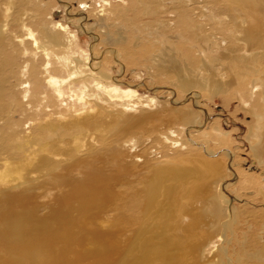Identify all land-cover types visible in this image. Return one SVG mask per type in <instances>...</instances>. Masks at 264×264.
<instances>
[{
  "label": "rangeland",
  "instance_id": "1",
  "mask_svg": "<svg viewBox=\"0 0 264 264\" xmlns=\"http://www.w3.org/2000/svg\"><path fill=\"white\" fill-rule=\"evenodd\" d=\"M44 1L49 9L40 17L64 25L56 30L71 39L69 55L87 72L108 73L117 87L69 81L64 54L49 75L48 58L32 54L39 62L28 82L21 72L31 55L21 41L32 39L19 36L17 19L9 22L14 41L0 45V230L11 226L0 232V264H264V165L248 135L256 118L234 85L179 92L174 75L148 69L161 48L196 70L208 67L184 29H167L185 38L166 49L158 33L145 29L180 22L174 1L164 0V9L158 2L159 14H146L145 0H112V7L102 0ZM106 32L126 39L115 42ZM209 67L215 80L231 81L227 63ZM51 76L66 81L57 90ZM143 113L154 115L130 129L125 116ZM205 158L212 162L196 194L162 203L151 188L161 168ZM21 217L19 236L12 226Z\"/></svg>",
  "mask_w": 264,
  "mask_h": 264
},
{
  "label": "bare ground",
  "instance_id": "2",
  "mask_svg": "<svg viewBox=\"0 0 264 264\" xmlns=\"http://www.w3.org/2000/svg\"><path fill=\"white\" fill-rule=\"evenodd\" d=\"M102 1L104 4L103 7H107L108 5L111 7L114 6L112 0ZM165 1L155 0V3L154 1L150 3V1L145 0L144 4H146V14H159V11V13L155 12V10L157 11L159 9L157 3L159 2V5H161L162 9H164L163 7H167L164 4ZM173 1L171 9L179 11L178 15H180L181 21H160L156 24L159 25L156 28L157 31L152 30V26L148 27V23H146L145 29L148 28V32L151 33V35L154 34L153 32L158 33V39H162L161 42L165 49V46H167L166 43L170 44V42H173L176 44L180 37L183 39L185 38L182 34L177 33H174L173 35L170 34L168 36L167 29L172 32L176 29L178 31L180 29H184L183 34H187L186 37L188 39L193 38L191 47L196 53H198L201 60L208 63V67L204 66L203 68L196 70L191 66V64L187 63L186 65V62L179 63L177 54H174L175 52L168 55V52H165V50L161 48L158 51H154L153 53L151 52L152 55L150 54V60L153 65L148 69L151 70L153 68H157L161 72L160 75H165V73H167V76L170 77L174 75L172 84L178 88L179 92H187L190 88H200L203 92L206 91L204 93H209L214 90L220 92L226 86H236L237 97L245 105V107H248L246 110L256 118V120H254V124L249 126L248 135L255 139L254 143L251 145L253 156L258 160L260 165H264V0ZM3 4L4 5L0 3V45H10L9 41H14V38L9 37L10 28L8 26L9 22L13 19H17L19 24H21L22 33H20L19 36L21 38L27 37L32 39L31 41L24 39L21 41L22 48L26 51V53L29 50V55H31L30 60L25 62L26 65L23 67L24 69L21 68L23 70L21 73L28 77V82L32 79L33 65L35 66L39 62V60L36 61L33 56L44 55L48 58V61L46 62L47 64L44 68L45 72L49 75L51 72L49 67L53 64L55 58L57 57L61 60L62 57H60V55L64 54L67 57L63 66L66 69V72H68L69 81H76L77 79H80L86 85H90L89 81L94 80L98 86L102 84L104 86L108 85L112 88L114 87V79L108 73L96 75L92 72H87L82 67L84 66L82 64L85 62H83L81 58L71 57V54L69 55V51L73 46V43L69 42L71 39L65 37L66 33L64 34L63 32L56 30L57 27L63 29L64 25H51L48 24L45 19L41 18L44 16L41 15L42 11H44L45 8L49 9V5L44 0H4ZM24 4H26V6L21 10L20 7ZM34 8L38 10H35ZM171 9L166 11L169 13L172 11ZM117 12L118 11H116V9L113 10L114 14ZM23 16L24 19H22ZM36 25H38V28ZM161 27L166 30L162 32L160 30ZM102 29L107 31V26L103 25ZM219 31L221 33H219ZM225 31H228L230 34H226ZM106 34V37L112 36L115 42H124L126 39V37H122L119 33L115 34L106 32ZM62 37H65L69 43H66ZM225 41L228 42V45L223 46L222 43L225 44ZM4 42L8 43L4 44ZM59 51L65 52L61 53ZM113 52L117 53L116 50H113ZM222 62L231 66V81L220 82L214 79V72H216V70L213 72L212 68L209 66H218V69H220ZM218 69L217 73L220 74L221 70L218 72ZM49 79V84L57 90L61 88V85L66 81L65 78L53 76ZM110 80H112V82L109 83ZM89 88L91 89V87ZM88 93H90V90ZM125 110L127 111V109ZM153 115L154 114L144 115L143 113L132 114L125 117L128 125H131L130 129H133L136 128L134 124L152 118ZM187 119H193L192 112H190L187 116ZM210 162H212V160L210 161L205 158L204 161L200 163L193 160H182L179 164L171 166L167 165L163 169L161 168V170L157 173L151 188L161 192L159 194V198H161L162 203L173 198H180L193 193L196 194L197 190H199L198 188L201 186V183L208 176V174L204 176L206 173L204 165H207ZM261 182L262 181H260V183ZM86 189L88 190L87 187H81L78 191H82L80 194L86 195ZM260 190L264 194V187ZM221 200L224 201V199ZM226 200L229 202L228 199ZM161 202L158 201L159 204ZM157 214L160 215L159 213ZM24 219L25 217H21L17 220L21 222L17 223L19 227L17 225L12 226V228L20 234L19 236L24 234V231L21 229V224ZM5 224L6 226L1 228L0 232H6L8 227L11 226L9 221Z\"/></svg>",
  "mask_w": 264,
  "mask_h": 264
}]
</instances>
